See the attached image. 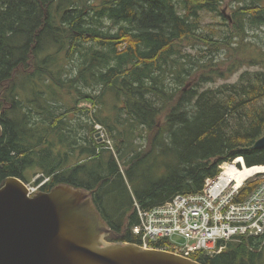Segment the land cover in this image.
Instances as JSON below:
<instances>
[{
  "label": "trees",
  "instance_id": "16d2710c",
  "mask_svg": "<svg viewBox=\"0 0 264 264\" xmlns=\"http://www.w3.org/2000/svg\"><path fill=\"white\" fill-rule=\"evenodd\" d=\"M225 1L0 0V188L10 176L28 180L30 171L41 174L36 183L47 179L43 191L84 188L112 230L108 241L141 244L132 232L136 202L150 208L198 192L224 161L240 156L248 167L264 165V148L247 149L264 135V70L203 87L245 65H264V50L245 52L247 28L264 27V0H235L244 2L232 15L237 45L225 30L202 31L203 12H218L229 25ZM186 44L202 45L201 54L184 52ZM223 53L231 59L225 68ZM60 60H70L73 71L59 68ZM108 94L113 114H96L92 108ZM65 97L74 103L65 106ZM97 124L119 156L99 142ZM220 244V253L191 258L264 264V234Z\"/></svg>",
  "mask_w": 264,
  "mask_h": 264
},
{
  "label": "water",
  "instance_id": "95a60500",
  "mask_svg": "<svg viewBox=\"0 0 264 264\" xmlns=\"http://www.w3.org/2000/svg\"><path fill=\"white\" fill-rule=\"evenodd\" d=\"M261 148L264 135L247 149ZM111 233L84 188L60 184L30 196L16 176L0 188V264H203L170 250L110 242Z\"/></svg>",
  "mask_w": 264,
  "mask_h": 264
},
{
  "label": "built area",
  "instance_id": "2783aa9c",
  "mask_svg": "<svg viewBox=\"0 0 264 264\" xmlns=\"http://www.w3.org/2000/svg\"><path fill=\"white\" fill-rule=\"evenodd\" d=\"M246 166L243 157L224 161L220 172L206 178L198 192L179 193L150 208L136 202L139 223L132 232L141 240L140 245L191 258L197 252L220 253L225 248L220 242L227 243L234 237L263 235L264 172L244 176ZM44 182L37 187L29 184L30 195L36 194ZM251 183H256L255 187L243 196L242 190ZM162 241L165 246L158 247Z\"/></svg>",
  "mask_w": 264,
  "mask_h": 264
},
{
  "label": "rangeland",
  "instance_id": "374dc122",
  "mask_svg": "<svg viewBox=\"0 0 264 264\" xmlns=\"http://www.w3.org/2000/svg\"><path fill=\"white\" fill-rule=\"evenodd\" d=\"M246 1L250 2L251 0H246ZM93 2L100 3L101 0H93ZM241 5H244L243 1L226 0L220 6L221 10H225L224 14L226 15V17L229 20L231 18L230 22L227 21L229 23L228 26L223 24V22H224L223 16L219 15L218 12H212V11L203 12V14H202V17H203L202 31L207 33V32H210L211 28H214L216 30H225L228 34L229 33L234 34L233 44L237 45L240 42V36H238L236 30L233 27L232 15ZM108 24L111 25L112 24L111 21H108ZM247 27H249V26H247ZM247 31H248V36L245 38V42L247 43L245 52H247V53H250V52L259 53L261 50H264V27H254L253 29L247 28ZM194 44H186V46L183 48L184 52H190L193 55H200L201 54L200 48L202 45L197 44L193 47ZM219 59L222 60L223 62H226V65L224 66V68L228 65L229 61L231 60V59L228 60L229 58L226 56V53L225 54L223 53ZM68 61L70 62V60H67V62H65V64L64 63H62V64L66 66L65 71L71 72V71H73V70H70V69H72V63H69ZM205 61H206V58H205ZM62 64H61V60H60V63H58V67L61 68ZM260 69L264 70V65H255V66L245 65L238 72H236L232 75H229L226 78H217V79H215V81L209 82V83L205 84L203 87H204V89L216 88V87H218L224 83H230V82L237 81L239 79L240 75L244 71H247V70H253L254 71V70H260ZM100 91H101L100 87L99 88L97 87V91H93L92 93L98 94V93H100ZM61 93L62 94L65 93L63 95H66V91H62ZM100 100H99V104H98L97 108H94V107L92 108L93 111H95L96 114L100 113V114H104V115H108V116L112 115L113 109L111 107V103L113 102V96H111V94H108L106 96V101L104 103H102ZM61 101L64 102L65 106H68V105H71L74 103L75 97H72L71 99L69 97H65ZM80 105H81V108L82 107L83 108H86V107L91 108V106H92V104L88 103V102H82V103H80ZM96 132H97L96 136L99 138V142L100 143L103 142L105 145H108L107 148H111V150L116 151V156L117 155L119 156V154H117L114 139L112 137H110V135L108 134L107 128L101 126L100 124H97L96 125ZM137 142L141 143V142H143V140L138 137ZM134 153H133V151L127 152V157H131ZM122 162H123L122 160H119L120 168H121L123 175H126V171L128 169V166L124 165V163H122ZM262 166H264V165H262ZM259 172H264V171H259ZM40 175L41 174H38L37 171H35V172L30 171L28 173L29 179L26 180V183H32L35 187L39 186L42 182H44L46 180V179H44L42 182L36 183L35 180ZM158 175L159 174L157 172L154 173L155 178H158L159 177ZM126 184H127L128 189L130 191V196L135 198L134 183L126 178ZM177 239H178V237H174V240H177Z\"/></svg>",
  "mask_w": 264,
  "mask_h": 264
},
{
  "label": "bare ground",
  "instance_id": "6f19581e",
  "mask_svg": "<svg viewBox=\"0 0 264 264\" xmlns=\"http://www.w3.org/2000/svg\"><path fill=\"white\" fill-rule=\"evenodd\" d=\"M248 168V167H246ZM259 171H264V166L262 165H259V166H256V167H253V168H248L244 171L243 175L244 176H250L251 174L255 173V172H259Z\"/></svg>",
  "mask_w": 264,
  "mask_h": 264
}]
</instances>
